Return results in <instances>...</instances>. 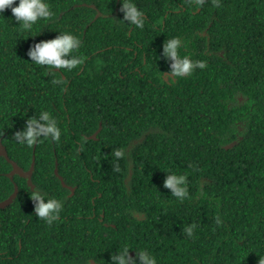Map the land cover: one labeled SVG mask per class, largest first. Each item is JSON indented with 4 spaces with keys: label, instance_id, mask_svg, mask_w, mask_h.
I'll use <instances>...</instances> for the list:
<instances>
[{
    "label": "trees",
    "instance_id": "1",
    "mask_svg": "<svg viewBox=\"0 0 264 264\" xmlns=\"http://www.w3.org/2000/svg\"><path fill=\"white\" fill-rule=\"evenodd\" d=\"M123 2L47 0L52 15L29 30L8 8L0 16V140L24 170L34 153V188L62 205L51 224L36 217L34 188L10 179L0 155V201L18 187L0 207V264H109L125 246L149 251L156 264H257L264 0H132L142 28L121 20ZM65 31L80 41L79 65L30 61L31 45ZM172 37L181 40L180 56L205 67L168 77L161 53ZM41 111L56 120L59 140L17 143L13 133ZM169 173L186 176L182 201L163 186ZM193 224L189 237L184 228Z\"/></svg>",
    "mask_w": 264,
    "mask_h": 264
},
{
    "label": "clouds",
    "instance_id": "2",
    "mask_svg": "<svg viewBox=\"0 0 264 264\" xmlns=\"http://www.w3.org/2000/svg\"><path fill=\"white\" fill-rule=\"evenodd\" d=\"M189 2L193 6H198L202 5L205 0H189ZM5 8L10 9L13 18L24 30L31 29L38 20L46 19L52 15L47 0H0V16H2ZM119 11L123 14L121 19L123 22L127 21V24L136 28L144 26L143 13L132 0H124ZM181 46V40L178 37L166 39L162 45L161 54L169 62L168 77L170 78L191 75L194 69L205 67L202 61H193L186 56H180L178 49ZM79 48L78 37L65 31L54 38L34 43L28 48L26 55L36 65L72 70L81 63V58L73 55ZM13 136L17 143L31 145L38 142L41 137L50 138L54 141L59 140L60 129L56 120L47 111H41L38 116L28 117L24 121L22 129L13 133ZM113 155L119 159L124 156V153L116 149L113 151ZM114 171H119L118 165H114ZM186 184V176L183 174L169 173L163 180V186L170 190L172 196L181 201L188 195ZM30 199L33 202L35 216L48 224H51L61 211V202L49 198L39 188H34ZM194 227L193 224L184 228L187 236H192ZM129 249L134 248L125 246L120 252L110 254L109 264H156V258L149 251L134 249L133 255H129ZM257 264H264V255L258 257Z\"/></svg>",
    "mask_w": 264,
    "mask_h": 264
},
{
    "label": "water",
    "instance_id": "3",
    "mask_svg": "<svg viewBox=\"0 0 264 264\" xmlns=\"http://www.w3.org/2000/svg\"><path fill=\"white\" fill-rule=\"evenodd\" d=\"M100 127L98 128V130H96L91 136V138H95L96 137V133L99 131ZM236 141L231 142L228 145H225L226 147L231 146L232 144H234ZM0 155L4 156V158L11 164L12 168L10 170V172L7 173V176L12 179V177L16 174L19 175L20 177L26 178L27 179V184L31 187V189L34 188V184L31 181V175L32 172L34 170V153L32 155V161L31 164L29 166V168L27 170H24L20 165H18L15 161H13L12 159H10L7 155V151L5 150L4 146L1 143L0 140ZM55 174H57V176L59 177L62 185H64V181L62 179V177L58 174L57 169H54ZM66 186V185H65ZM18 191V187L17 184L14 183V190L13 192L5 199L0 201V207H5L7 206L9 203L12 202V200L14 199V197L16 196ZM87 264H100L98 262H95L94 260L90 259L89 262Z\"/></svg>",
    "mask_w": 264,
    "mask_h": 264
},
{
    "label": "flooded vegetation",
    "instance_id": "4",
    "mask_svg": "<svg viewBox=\"0 0 264 264\" xmlns=\"http://www.w3.org/2000/svg\"><path fill=\"white\" fill-rule=\"evenodd\" d=\"M165 78V80H167V77L165 76L164 77ZM55 173V172H54ZM25 180H26V182H27V179L25 178ZM66 185V187L68 188V190L70 191L69 192V196L70 195H72V193L74 192L73 190H74V188H73V186H71V185H68V184H65V182H64V186ZM92 216H95V214L93 213V215ZM89 262V261H88ZM87 262V263H88ZM87 263H84V264H87Z\"/></svg>",
    "mask_w": 264,
    "mask_h": 264
}]
</instances>
